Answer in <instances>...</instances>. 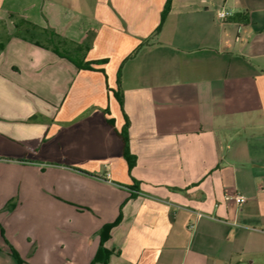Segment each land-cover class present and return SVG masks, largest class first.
<instances>
[{"label":"crops","instance_id":"0c3cea01","mask_svg":"<svg viewBox=\"0 0 264 264\" xmlns=\"http://www.w3.org/2000/svg\"><path fill=\"white\" fill-rule=\"evenodd\" d=\"M167 2L0 0V264H264V0Z\"/></svg>","mask_w":264,"mask_h":264},{"label":"trees","instance_id":"16d2710c","mask_svg":"<svg viewBox=\"0 0 264 264\" xmlns=\"http://www.w3.org/2000/svg\"><path fill=\"white\" fill-rule=\"evenodd\" d=\"M170 4H171V0H168L164 11L162 13V19H161V23L159 25V27L156 30V33H159V31L161 30L163 23L170 11ZM12 18H15L14 15L11 16ZM16 25V34L18 37H20L21 39H24L26 41H29L37 46L40 47H44L47 49L52 50L55 54H57L58 56L62 57V58H67L68 60H70L71 62H73L78 68L83 67L82 62L75 59L74 56L75 54H80L82 52H85L89 49V40H85L83 43L81 44H77L75 42H72L66 38H63L62 36H60L53 28H42L38 25H35L27 20H25L24 18H19L17 20V22L15 23ZM119 101L121 103V105L123 104V97L122 95H119ZM123 140L125 142V155L127 156V158L130 160L131 164L134 163L132 162V155L129 152L128 146H127V137L123 135ZM119 221H117L114 224L111 225H107L104 227L102 234L104 237V234H108V232L115 227L116 225H118ZM104 252H106L105 254L109 255V252L107 250H105L104 248H101L96 259L95 262H104L106 263L107 258L105 256H103Z\"/></svg>","mask_w":264,"mask_h":264},{"label":"built area","instance_id":"2783aa9c","mask_svg":"<svg viewBox=\"0 0 264 264\" xmlns=\"http://www.w3.org/2000/svg\"><path fill=\"white\" fill-rule=\"evenodd\" d=\"M234 15L233 10L226 9L225 7L220 8L216 13V19L224 23L228 21ZM105 180L109 183H113L111 180V174L107 173L105 176ZM227 200L235 202L237 205H241L247 201V198L241 194H235L231 196H227Z\"/></svg>","mask_w":264,"mask_h":264},{"label":"rangeland","instance_id":"374dc122","mask_svg":"<svg viewBox=\"0 0 264 264\" xmlns=\"http://www.w3.org/2000/svg\"><path fill=\"white\" fill-rule=\"evenodd\" d=\"M87 40L91 41L90 37H88ZM146 41L148 42V40H146ZM85 52H86V51H85ZM85 52H82V53H80V54H75L74 58H76L77 60H78L79 58L82 59V58L84 57ZM80 59H79V60H80Z\"/></svg>","mask_w":264,"mask_h":264}]
</instances>
